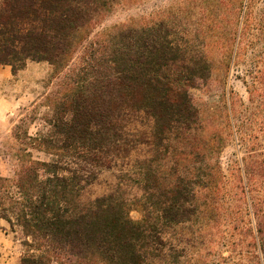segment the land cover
<instances>
[{
	"label": "trees",
	"instance_id": "16d2710c",
	"mask_svg": "<svg viewBox=\"0 0 264 264\" xmlns=\"http://www.w3.org/2000/svg\"><path fill=\"white\" fill-rule=\"evenodd\" d=\"M115 1L0 0V65L15 74L29 60L46 61L61 76L47 98L46 129L35 136L26 131L24 140L15 135L50 160L35 159L24 149L16 155L14 177L0 176V219L23 237L20 264H168L163 228L194 218L205 226L218 218L237 220L240 200L253 216L248 228L253 251L248 263L240 264H264V150L240 158L234 177L240 188H232L243 197L227 203V177L217 158L226 129L206 130L189 95L211 74L210 58L189 57L165 21L94 33L93 24ZM258 1L247 0L251 7ZM244 2L237 0L240 19ZM263 28L264 8L252 9L247 30ZM259 63L247 85L254 111H239L237 124L232 112L227 118L239 151L250 137L255 147L262 145L259 134H249L252 124L258 130L264 126V55ZM134 114L151 119V144L166 151L172 164L187 167L201 159L203 166L184 175L167 168L157 174L152 156L137 168L150 172L156 189L147 184L134 203L119 194L84 203L81 193L93 172L118 166L139 143L127 130ZM192 180L199 190L185 186L195 185ZM133 210L139 219L131 217ZM233 229L245 234L237 224ZM169 257L177 264V256Z\"/></svg>",
	"mask_w": 264,
	"mask_h": 264
},
{
	"label": "rangeland",
	"instance_id": "374dc122",
	"mask_svg": "<svg viewBox=\"0 0 264 264\" xmlns=\"http://www.w3.org/2000/svg\"><path fill=\"white\" fill-rule=\"evenodd\" d=\"M250 5L251 2L245 0L240 19L237 0H116L109 11L93 24L94 33H99L119 25L143 27L165 21L173 32L172 38L189 53V57L210 58L211 74L205 81L190 88L189 95L201 113L206 130L226 129L224 147L217 158L227 177V203L233 202L232 197H243L240 189L236 191L232 188L238 185V179L234 181V177L238 176L240 158L249 153L254 156L259 150H264V126L258 130V125L252 124L249 129L250 136L259 134L262 145L255 147L254 137H250L248 144L244 143V147L249 149L242 147L240 151L236 138L227 128L231 112L237 124L241 118L239 111L245 114L254 111L247 85L251 72H255L257 65L261 66L264 28L261 32L247 30V18L252 9L258 11L264 8V0L252 7ZM232 54L235 56L233 59ZM226 56L229 57L227 61ZM59 77L55 76L53 67L46 61L29 60L15 74L10 67L0 65V176L14 177L19 169L16 155L24 149H28L35 159L50 160L51 156L34 150L27 141L16 139L15 135L24 140L26 131L35 136L46 129L44 119L49 117L50 111L46 105L47 98L58 89ZM152 126L151 119L144 114L128 118L127 130L139 143L118 166L93 172V178L91 176L84 184L81 193L84 203L109 194H119L134 203L142 196L147 184L156 189L153 179H149L150 172L137 168L139 161L152 156L156 157L152 170L157 174L167 168V173L184 175L193 167L203 166L201 159L191 161L195 163L187 167L172 164L166 151L153 148ZM189 182L185 184L189 191L199 190L197 180H192L196 183L193 186ZM202 195L204 192L198 193V196ZM239 202L243 210L237 220L227 222L218 218L216 224L205 226L201 220L194 218L179 226L163 228L161 236L166 247L163 253L166 262H174L173 257L168 258L172 254L177 256V264L248 263L249 252L253 251L248 245L252 241L248 228L253 226V216L245 201ZM131 217L139 219L140 213L133 210ZM235 224L240 230H245V234L234 230ZM22 242V235L13 232L8 223L0 219V264H20L26 251ZM171 246L176 251H172Z\"/></svg>",
	"mask_w": 264,
	"mask_h": 264
}]
</instances>
